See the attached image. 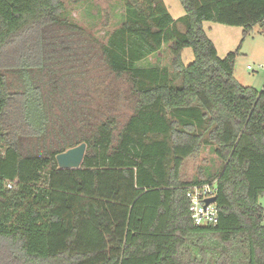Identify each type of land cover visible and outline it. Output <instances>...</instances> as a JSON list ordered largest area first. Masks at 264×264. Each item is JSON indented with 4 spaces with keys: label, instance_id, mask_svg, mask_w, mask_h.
<instances>
[{
    "label": "trees",
    "instance_id": "trees-1",
    "mask_svg": "<svg viewBox=\"0 0 264 264\" xmlns=\"http://www.w3.org/2000/svg\"><path fill=\"white\" fill-rule=\"evenodd\" d=\"M180 2L175 18L124 0L103 42L63 0H0V264H264V92L204 28L246 36L264 0ZM165 46L171 68L143 65ZM83 142L82 166L60 168ZM205 149L222 162L219 221L197 226L188 189L212 177L181 172Z\"/></svg>",
    "mask_w": 264,
    "mask_h": 264
},
{
    "label": "rangeland",
    "instance_id": "rangeland-1",
    "mask_svg": "<svg viewBox=\"0 0 264 264\" xmlns=\"http://www.w3.org/2000/svg\"><path fill=\"white\" fill-rule=\"evenodd\" d=\"M66 5L64 17L79 23L90 30L97 38L105 42L113 30L120 27L124 14V0H63ZM175 18L184 16L185 9L180 0H164ZM210 38L214 41L219 55L225 58L230 52H236L235 76L244 86L262 91L264 86V69L252 71L248 65L257 67L264 63V27L256 26L244 36V28L206 21L204 25ZM191 47L183 51V61L189 65L194 61ZM143 65H158L171 68V54L165 46L158 56H151ZM222 162L209 149L199 155L188 158L182 168L181 176L185 181L206 180L212 177L211 183H217L216 175ZM259 202L264 207V195Z\"/></svg>",
    "mask_w": 264,
    "mask_h": 264
},
{
    "label": "built area",
    "instance_id": "built-area-1",
    "mask_svg": "<svg viewBox=\"0 0 264 264\" xmlns=\"http://www.w3.org/2000/svg\"><path fill=\"white\" fill-rule=\"evenodd\" d=\"M248 69L252 71L264 69V63L259 64L257 67L248 65ZM262 91L264 92V86ZM14 184V182L9 181L7 185L9 188H13ZM217 194V183H204L189 187L187 195L190 199V212L195 225L208 226L216 225L218 223L219 209L217 202L206 203L207 199L215 197Z\"/></svg>",
    "mask_w": 264,
    "mask_h": 264
},
{
    "label": "water",
    "instance_id": "water-1",
    "mask_svg": "<svg viewBox=\"0 0 264 264\" xmlns=\"http://www.w3.org/2000/svg\"><path fill=\"white\" fill-rule=\"evenodd\" d=\"M87 151L85 142L68 149L57 155V160L60 168L63 169H78L82 166ZM217 202V196L209 198L206 203Z\"/></svg>",
    "mask_w": 264,
    "mask_h": 264
},
{
    "label": "crops",
    "instance_id": "crops-1",
    "mask_svg": "<svg viewBox=\"0 0 264 264\" xmlns=\"http://www.w3.org/2000/svg\"><path fill=\"white\" fill-rule=\"evenodd\" d=\"M175 17V16H174ZM206 23V22H205ZM205 23H204V25H205Z\"/></svg>",
    "mask_w": 264,
    "mask_h": 264
}]
</instances>
